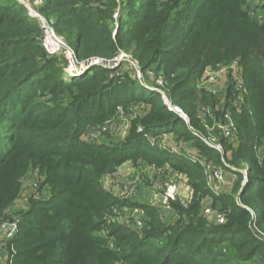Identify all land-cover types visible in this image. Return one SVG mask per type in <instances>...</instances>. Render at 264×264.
<instances>
[{"label": "trees", "instance_id": "1", "mask_svg": "<svg viewBox=\"0 0 264 264\" xmlns=\"http://www.w3.org/2000/svg\"><path fill=\"white\" fill-rule=\"evenodd\" d=\"M39 11L79 60L125 51L162 75L189 122L123 65L67 76L38 21L0 0V221L18 223L0 264H264V0H44ZM221 68L223 92L194 84ZM126 162L185 175L191 196L172 201L173 221L105 184ZM217 169L230 187H210ZM124 207L143 227L122 222Z\"/></svg>", "mask_w": 264, "mask_h": 264}, {"label": "built area", "instance_id": "2", "mask_svg": "<svg viewBox=\"0 0 264 264\" xmlns=\"http://www.w3.org/2000/svg\"><path fill=\"white\" fill-rule=\"evenodd\" d=\"M20 4H22L25 9L27 10V13L32 18L36 19L38 23L40 24V27L42 29L43 35H42V43L46 50L50 54H57L62 55L65 57L66 60V66H65V74L67 76H72L74 72H77L79 74H83L87 70H89L91 67L95 65H101L108 68H116L120 65H123L126 69H128L131 73V76L138 81L141 85L151 89V90H157L160 93H162L163 98L165 99L166 104L175 112H177L186 122H189V116L182 110L181 107L174 105L170 99L168 98L167 94L163 90V87L165 86V80L162 75H156L153 70H147L144 71L141 66L139 65L138 61L132 56V54L127 53L125 51H120L113 60L111 61H105L100 58H91L84 61L79 60L76 51L65 41L62 35L58 33L55 26V20L54 19H48L45 17L40 11L39 7L44 3V0H16ZM116 17H118V14H116ZM226 69V68H225ZM218 71H211L206 70V73L208 75L206 76L209 80H213L215 77V73H218ZM207 88H210L212 90L214 87L210 84L203 85ZM230 119V117H229ZM222 129L224 131H227V126H222ZM144 129L142 127H139V131H143ZM212 130V129H211ZM197 136H200L209 143H215V139L207 138L200 132H194ZM226 135L228 133L226 132ZM215 145V144H214ZM218 149H221V145L217 144L215 145ZM178 149V148H176ZM209 167V165H208ZM207 167V168H208ZM246 175L248 174V170H245ZM225 175L226 172L217 169L214 172H211L209 174V185L210 187L218 191L225 183ZM113 183L118 184L120 182L117 175H115L112 180ZM248 179H245L243 181V185H246ZM134 185V186H133ZM157 189H162V196L161 201L158 203H154L162 210V217H163V211L170 212L172 211V201H175L179 194V186L178 183L175 181H165V182H158L157 185H155ZM110 187V186H109ZM125 193H117L120 197H127L130 193L134 192L135 184L132 181H126L124 184ZM123 210L127 213L128 208L124 207ZM113 212L115 214H118L120 210L115 207ZM206 215H216L214 211L211 208L205 209ZM121 220L124 223L130 224L132 227L135 228H141L143 227V221L142 217L139 216L135 218V220H132L131 217L121 216ZM216 220L218 222H223V218L216 216ZM18 229V223L17 221H0V255L5 253V248L7 244V240H9L11 237L14 236Z\"/></svg>", "mask_w": 264, "mask_h": 264}, {"label": "rangeland", "instance_id": "3", "mask_svg": "<svg viewBox=\"0 0 264 264\" xmlns=\"http://www.w3.org/2000/svg\"><path fill=\"white\" fill-rule=\"evenodd\" d=\"M257 4L253 5L255 7ZM256 10H258V6L255 7ZM208 73L204 74L203 76L196 78L194 81V84L196 86H203V85H212L214 89L223 92L226 87L227 82V70L225 68H221L218 73H215V77L213 80H209L206 77ZM126 122H124V125ZM121 125L119 128H117V124L114 126L116 133H124L125 126ZM213 129V128H212ZM209 132L211 131V128L208 129ZM170 142L175 145V141H173V137H170ZM188 151V150H187ZM189 152V151H188ZM117 176L120 180L118 184L115 185L113 183L112 178L107 177L105 179V184L111 186L117 193H125V187L124 184L126 181H132L135 184L134 192L130 193V197L132 199L137 201H144L148 203H158L161 201L162 196V189H157L155 185H157L158 182L162 183L165 181H175L178 183L179 186V194H178V200L186 203L190 199L191 192L189 189V186L186 183V177L184 174L180 173H173L169 171L168 169H158L156 167H153L152 165L146 164V163H140L137 167H135L132 162H126L124 163L119 169ZM33 173H30L25 179H24V188L25 193L22 196V198L17 202V204L14 206L13 211H17L18 209H21L25 206L26 202V194L33 191V187L30 185V181L33 180ZM231 177H227V180L225 181L224 186L226 188L230 187L233 183V180H231ZM227 183V184H226ZM134 186V185H133ZM210 208L208 205L206 206V209ZM127 216L137 218L140 216L139 213H137L135 210H127ZM163 217L167 221H173L175 214L173 211L167 212L163 211ZM213 219L216 220V215L212 216ZM4 255V253L2 254ZM4 259L2 258L0 262H3Z\"/></svg>", "mask_w": 264, "mask_h": 264}, {"label": "bare ground", "instance_id": "4", "mask_svg": "<svg viewBox=\"0 0 264 264\" xmlns=\"http://www.w3.org/2000/svg\"><path fill=\"white\" fill-rule=\"evenodd\" d=\"M79 75H81V74L74 72V74L72 76H79Z\"/></svg>", "mask_w": 264, "mask_h": 264}]
</instances>
